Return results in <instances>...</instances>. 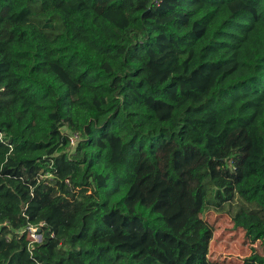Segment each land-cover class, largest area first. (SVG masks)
<instances>
[{
	"label": "trees",
	"instance_id": "1",
	"mask_svg": "<svg viewBox=\"0 0 264 264\" xmlns=\"http://www.w3.org/2000/svg\"><path fill=\"white\" fill-rule=\"evenodd\" d=\"M225 207L264 246V0H0V264H227Z\"/></svg>",
	"mask_w": 264,
	"mask_h": 264
},
{
	"label": "rangeland",
	"instance_id": "2",
	"mask_svg": "<svg viewBox=\"0 0 264 264\" xmlns=\"http://www.w3.org/2000/svg\"><path fill=\"white\" fill-rule=\"evenodd\" d=\"M202 218L214 229L209 250L211 262L243 264L253 254H264L262 242H253L243 229L235 226L228 207L212 209Z\"/></svg>",
	"mask_w": 264,
	"mask_h": 264
},
{
	"label": "built area",
	"instance_id": "3",
	"mask_svg": "<svg viewBox=\"0 0 264 264\" xmlns=\"http://www.w3.org/2000/svg\"><path fill=\"white\" fill-rule=\"evenodd\" d=\"M155 2L156 3H160V0H155ZM71 140H72V145H75V143H77V141L79 140V136L78 135H73ZM42 225L43 224H41V226ZM39 230H40L39 226H30V227H28L29 237L32 239L33 243H41L42 242V235L39 232Z\"/></svg>",
	"mask_w": 264,
	"mask_h": 264
},
{
	"label": "water",
	"instance_id": "4",
	"mask_svg": "<svg viewBox=\"0 0 264 264\" xmlns=\"http://www.w3.org/2000/svg\"><path fill=\"white\" fill-rule=\"evenodd\" d=\"M39 232L41 233V229L39 230Z\"/></svg>",
	"mask_w": 264,
	"mask_h": 264
}]
</instances>
